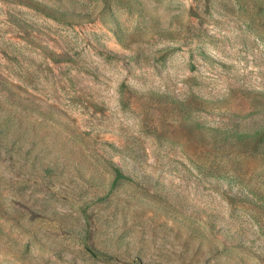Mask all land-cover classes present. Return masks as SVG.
Returning a JSON list of instances; mask_svg holds the SVG:
<instances>
[{
    "label": "rangeland",
    "instance_id": "rangeland-1",
    "mask_svg": "<svg viewBox=\"0 0 264 264\" xmlns=\"http://www.w3.org/2000/svg\"><path fill=\"white\" fill-rule=\"evenodd\" d=\"M0 264H264V0H0Z\"/></svg>",
    "mask_w": 264,
    "mask_h": 264
},
{
    "label": "trees",
    "instance_id": "trees-1",
    "mask_svg": "<svg viewBox=\"0 0 264 264\" xmlns=\"http://www.w3.org/2000/svg\"><path fill=\"white\" fill-rule=\"evenodd\" d=\"M34 7L37 10H39V11L45 13L46 15H48L52 18H55V19L70 21V19H71V18H69L70 15L71 16L74 15L73 12L61 10L59 8H54L52 6L41 4L39 2H36ZM237 137L242 138L244 136H242L240 133H237ZM113 167H114V171L116 173V179L128 178V176L122 171V169L119 166L115 165Z\"/></svg>",
    "mask_w": 264,
    "mask_h": 264
}]
</instances>
